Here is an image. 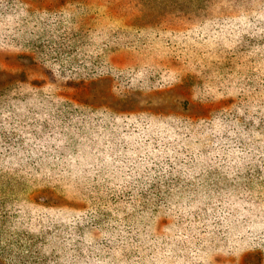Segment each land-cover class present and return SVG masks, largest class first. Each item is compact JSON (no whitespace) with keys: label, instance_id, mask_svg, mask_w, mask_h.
Segmentation results:
<instances>
[{"label":"trees","instance_id":"trees-1","mask_svg":"<svg viewBox=\"0 0 264 264\" xmlns=\"http://www.w3.org/2000/svg\"><path fill=\"white\" fill-rule=\"evenodd\" d=\"M59 1L55 9L45 0H0V53L9 52L7 61L15 62L14 65L8 64L5 54H0V110L20 101L18 94H9L12 89H19V93L25 96L17 106H26L24 103L29 101L28 96H34L31 90L36 94L39 90L46 89L57 95L68 90H79L76 78L83 74L81 72L98 74V80L106 79L107 77H100L105 71V67L101 68L102 64H109L105 61V55L108 53L115 60L116 55L121 53L119 58L131 60L136 55V42L145 39V24L152 22L145 19L147 16L151 20L171 17L175 24L180 26L182 23L184 28L191 29V24L197 22L195 18H199V15L188 13V7L175 0H126L122 14H127L128 20L110 28L105 37L102 35L98 39L103 37L100 42L105 44L102 55L96 54L95 59L84 60L80 56L81 50H86L88 55L89 52L93 53L95 40L92 33L94 29H98L94 18L88 15L91 1L70 0L73 5L70 4L69 7L65 6L68 0ZM217 1L223 10L230 13L218 18L216 25L201 28L197 31L199 35L185 29L181 34L179 31L174 33L188 47L192 43L189 48L198 55L207 51L206 49L210 51L207 41L218 42L219 50L222 49L216 51L220 54L218 63L212 58V64H192L193 59L186 60L189 57L185 54L172 64H167L168 69L165 71L179 79V87L188 88L200 80L202 71L206 72L210 65L213 67L210 71L219 80L218 85L215 84L219 93L215 97L199 99L198 105L203 109L201 115H189L186 119L174 117L171 124L159 123L157 131L147 125L137 133L141 134L142 139L131 135L128 130L119 133L110 129L108 136H129V141L122 148L126 151L112 160L105 156L104 147L98 148L97 142L92 138L79 137L78 129H84L86 124L95 128L86 118L72 119L69 116L84 111L83 108L71 109L66 102L70 109L59 111L57 120L60 123L57 128L42 126L38 129L36 124L41 125L40 123L31 125V128L25 127L24 141L27 140V132L35 134L40 131L39 140L44 138V133H48L53 141L57 140V155L65 154L62 157L63 166L58 170L57 176L71 178L74 190L71 196H63L57 201V225L70 221V226L73 227L69 235L75 233V237L85 242L88 250L119 247L135 235L145 237L147 226L154 223L155 233L146 239V244L154 255L157 253L154 250L172 242L161 233L165 216L172 214L178 224L197 234H191L187 245H179V249L191 248L189 254L197 253L196 256H202L211 245H220L223 249L238 246L242 249L238 264H264V253L261 251L264 249V0ZM209 6L215 8L213 0L209 1L207 7ZM138 15H141L140 19L136 18ZM204 18L210 19L207 14ZM99 35L98 30L95 36ZM122 43H128V47L119 49ZM221 43H233L237 50L233 48L223 51L225 47ZM15 48L19 49L15 51ZM60 55L67 56V67L57 66ZM98 57H102L104 61H99ZM230 73L237 79L232 83L222 79L223 75ZM41 98L31 101V111L16 110L21 121L43 116L40 122L44 124L54 119L53 116L49 117L51 112L47 108L39 111L38 115L39 107L43 104ZM85 106L88 108L89 104ZM198 120L203 122L198 127H193ZM212 121L219 123V126ZM109 124L110 121L107 120L105 127ZM202 126L203 132L200 133L206 136L207 141L204 143L209 147L211 155L198 153L191 160L204 167V174L212 175V171H217V176L224 179L230 177L231 186L218 187L215 193L209 189L188 193L169 192L159 182L168 176L170 182L173 178L177 180L185 163L178 162V159L173 162L161 152L168 154V149L178 146V139L172 143L170 136H177L182 140L183 129H199ZM15 128L17 127L10 126L5 130L1 126L0 130L8 134L9 130L15 132ZM68 129L73 131L69 132ZM101 134L104 136L102 131ZM132 136L136 137L132 139ZM149 136L153 138L147 139ZM101 137H98L99 140ZM10 139L11 137L7 140ZM133 143L139 144V147H133ZM26 144L27 142L23 147ZM32 146L28 144L25 151L28 153L29 147L34 149ZM139 148L146 157L141 159V156H135ZM18 150L12 148L9 159L13 163L7 161L13 170H22L30 162L41 163L39 160L26 158ZM179 151L185 152L186 149ZM4 160L6 159L1 161ZM232 177L242 182L240 190L236 189ZM211 179L215 180L214 177ZM155 183L158 185L153 186ZM7 203L6 197H0V264H47L48 251L44 248V241L37 244L30 234L14 224L15 216L8 211ZM169 206L174 209H169ZM108 227L112 230L103 234ZM254 233L260 235L255 236L254 240L260 247L251 250L248 242H253ZM57 242L59 246H66L59 235ZM68 248H71L72 254L77 251L74 242ZM156 257L161 260L165 258L160 254H156ZM104 258L98 257L93 262L105 264L108 261ZM57 259L60 261L61 258L57 256ZM77 260L81 261L79 256L73 257V263H77Z\"/></svg>","mask_w":264,"mask_h":264},{"label":"rangeland","instance_id":"rangeland-1","mask_svg":"<svg viewBox=\"0 0 264 264\" xmlns=\"http://www.w3.org/2000/svg\"><path fill=\"white\" fill-rule=\"evenodd\" d=\"M45 1H48L53 8L57 9V2L59 0ZM90 1L88 5L90 14L88 15L94 18V22L98 29H94L92 33L95 40V47L92 48L93 53L89 52L90 54L88 55L86 50H81L80 56L83 57L84 60L95 59L94 55L96 54H99V56L102 55L105 44H101L100 41L105 37V33L108 32L110 28L117 27L119 24L122 25L125 19L128 20L127 14H122L123 5L126 0ZM175 1L188 7L186 8L188 13L199 15V18H195L197 22L191 24V26H193L192 29L189 27L184 28L185 25L182 26V23L180 26L175 24L173 22L174 18L171 17H166L164 20H151V18L147 16L145 19L152 22L150 24H145V39L141 42L139 38L140 40L136 42L134 49L136 55L131 58V60H125V58L123 59L122 57L119 58L118 56H121V53L116 55L115 60H113L108 53L105 55V61L109 64L106 65L107 67L102 64L101 68L105 67V71L100 77H107L106 79L98 80L96 79L98 74L91 75L89 73L88 75L86 72H81L83 74H80L76 78V85L79 90L75 92L68 90L61 95L49 93V90L46 89L45 91L44 89L39 90V92H42V95H39V92L35 94V91L31 90L30 92H32L34 96H28L27 99H29V101L24 103L26 106H17L25 96L23 93H19V89H12L9 94L13 96L18 94L20 101L17 100L10 107L0 110V115L3 119L0 121V127L2 126L5 130L9 129L10 126L17 127L15 128V132L12 133L11 130H9L10 132L8 134L0 130V164L11 167L8 162L13 163V161L9 159L10 150L12 148L19 149V153L23 154L26 158L33 161L39 160L41 162H30L24 165L22 170H13L12 167V169L3 168V166L0 165V197H6V202H8L6 207L8 211H11V214L15 216L14 224L19 225L30 234L33 239L37 241V244L44 241V248L48 251L46 258L47 264H57L59 262L63 264H102L93 262L98 259V257H105L104 259L108 261L105 262V264L239 263L242 249L238 246L232 249H223L220 245H211L202 256H196L197 253H194V255L189 254V249L191 248L187 250L179 249V245H187L186 242L191 234H197L191 233L186 226L178 224L172 214H167L165 216L163 231L161 232L165 235V239H170L172 242L165 243L160 246V248L154 250L157 251L156 254L165 257L162 260L156 257V254L153 255L151 253L152 249L146 244L147 237L155 233L154 223H150L147 226L145 237L135 235L124 243H121L123 245L119 247L113 246V248H106L105 250H88L85 242L78 239L77 236L75 237V233L69 235L70 229L73 227V225L70 226V221L66 220L67 224L65 222H60L61 224L59 226L57 225V201L63 196H71L74 190L72 187L73 184L70 182L71 178L57 176L58 170L63 166L62 157H65V154L57 155V140L53 141L51 137L47 135L48 133H44V138L39 140L38 133L40 131L35 134L27 132V140H23L25 127L31 128V125L40 123L41 125L36 124L38 129L42 128V126L57 128V124L60 123L57 120L59 111L62 109L83 108L85 109L84 111L73 113L69 116L72 119L86 118L95 128H91V125L86 124L83 127L84 129H78L79 137L84 136L86 138H92L97 142L96 145L98 148L101 146L104 147L105 156L112 160L120 153H123V151H126L122 148L125 145L124 143L129 141V136H123L121 138H117L116 134L108 136L107 134L110 132V129L119 133L128 130L131 131V135H137V133L147 125H151L154 127L153 129L157 131V125H159V123L171 124L174 117L185 118L189 115H201L200 113L203 109L198 105L199 99H204L208 96L215 97V94L219 93L215 85L219 80H217L218 78H216L215 75L213 76L214 73L210 71L213 67L210 65L208 66L209 69H206V72L202 71L200 73V80L193 84L192 87L188 86V88L179 87L177 85L179 79L175 77L174 74H167L165 71L168 69L167 64H172L178 57L181 55V57H183L185 54L189 57L186 58V60L193 59L191 60L192 64L196 62L212 64V58L218 63L220 54L218 55L216 51L219 50V44L218 42L207 41L206 43L210 45V51L206 49L207 51H202L198 55L191 52L189 47L192 43H190L188 47L184 40L182 41V38H179L174 32L179 31L178 33L181 34L185 29L198 33L197 31L201 28L207 29L212 25H216L219 21L218 18L225 17L230 11L223 10L217 0H213L215 8L210 6L207 7L210 0ZM70 4L73 5V1L68 0L65 6L69 7ZM155 7L156 6H154V8ZM206 14L210 19L204 18ZM136 18L140 19L141 15H138ZM143 21L145 22V20ZM98 30L100 35L95 36ZM102 35V39L98 40ZM197 35H199V33ZM221 45L225 47L223 51H230L233 48L237 50L233 43H221ZM126 47H128V43H122L119 49H125ZM16 49L19 48H15V51ZM0 54H5V61L8 64H15L13 60L7 61L9 52L4 51ZM225 55L226 54H224V56ZM232 60H234V58L231 59V61ZM99 61L104 60L100 57ZM67 63V56L60 55V62L57 66L63 65L67 67ZM215 66L216 65H214V67ZM244 68L247 67L244 66ZM222 79L231 83L237 80L232 73L226 76L223 75ZM48 82L52 85L54 84L51 81ZM221 88H223V85ZM40 97H42L41 100L43 104L39 107L38 112L49 109L51 112L49 117L53 116L54 119H50L44 124L40 122V118L43 116L29 118V121H21L18 114H16V110L24 109L25 112L31 111L33 108L31 101L38 100ZM66 102L69 103L70 108ZM86 104H89L88 108H86ZM56 110L57 112H54ZM21 114H23V112L20 113V115ZM38 115H40V112ZM54 115L56 116L54 117ZM82 115H84V117ZM107 120L110 121V124L105 127ZM188 121H190V119ZM202 122V120L196 121V125L193 127H198ZM212 123L219 126V123L215 121H212ZM221 125L223 126L222 122ZM189 127L191 126L189 125ZM201 129H203V126L199 129H183L181 138H183L182 140L184 142L180 137L170 136L169 139L172 143H174V140L178 139V146L168 149V154L161 152L163 155L168 156L173 162H176V159H178V162L185 163V168H182V174L177 180L173 178L170 182V176H168V178L159 182L162 186L165 185L169 192L179 191L188 193L209 189L211 192L215 193L218 187L224 185L231 186L230 177L224 179L221 176H217V171H212V175L204 174V167L198 164L197 161L193 162L191 160L194 154L198 155L199 153L200 155H204L205 153L206 156L208 154L211 155L209 147L204 143V141H207V138L200 133L203 132ZM68 131L72 132L73 130L68 129ZM101 131L104 136L101 134ZM4 134H7V136H4ZM19 135H21V138ZM99 136H102L100 140L98 138ZM137 136H140L139 138L142 139L141 134ZM9 137H11V139L7 140ZM134 137L136 136H132V139H134ZM149 138L153 137L149 136L147 139ZM25 142H27L26 147L29 144L30 147L33 145L34 149L31 150L29 147L27 153V151H25L26 147H23ZM134 146L139 147V144L133 143V147ZM182 148H185L186 151H179V149ZM176 151H179L177 155L175 154ZM142 152V149L139 148L135 152V156H141L142 159L144 156ZM2 159L6 160L1 161ZM14 163L18 162L14 161ZM190 168L192 169L189 170ZM227 174L232 176L230 172H227ZM213 177L215 180L211 179ZM182 178H184V181ZM4 185H6L5 189ZM157 185L156 183L153 184V186ZM234 185L236 189L240 190L242 182L234 178ZM84 194L87 195L85 192ZM169 209L172 210L174 207L169 206ZM246 225L247 227L249 226V224ZM111 230V227H108V230L106 228L103 234ZM234 231L236 230H233V232ZM57 235L66 242L65 247L59 246ZM255 236L260 235L259 233H254L252 236L253 242H248L251 250L260 247L258 242H254ZM75 239L77 241H75ZM73 242L76 245L75 250H77L75 254L70 253L71 248H68L72 247ZM261 251L264 253V249H261ZM151 254L153 256L150 260ZM57 256L59 259L61 258L60 261L57 259ZM76 256H79L81 261L77 260V263H73V257Z\"/></svg>","mask_w":264,"mask_h":264}]
</instances>
